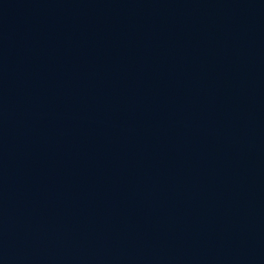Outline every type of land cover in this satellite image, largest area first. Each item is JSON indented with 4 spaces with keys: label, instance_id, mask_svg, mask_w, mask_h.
Returning a JSON list of instances; mask_svg holds the SVG:
<instances>
[{
    "label": "water",
    "instance_id": "obj_1",
    "mask_svg": "<svg viewBox=\"0 0 264 264\" xmlns=\"http://www.w3.org/2000/svg\"><path fill=\"white\" fill-rule=\"evenodd\" d=\"M0 264H264V0H0Z\"/></svg>",
    "mask_w": 264,
    "mask_h": 264
}]
</instances>
